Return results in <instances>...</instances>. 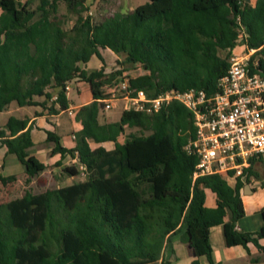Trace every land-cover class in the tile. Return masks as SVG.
I'll list each match as a JSON object with an SVG mask.
<instances>
[{"label": "trees", "instance_id": "1", "mask_svg": "<svg viewBox=\"0 0 264 264\" xmlns=\"http://www.w3.org/2000/svg\"><path fill=\"white\" fill-rule=\"evenodd\" d=\"M31 3L0 0V112L12 102L45 108L50 100L58 105L49 107L50 113L65 111V86L75 79L91 83L92 101L76 111L82 127L75 146L66 148L56 134L46 132L52 154L76 160L62 171L82 173L84 179L38 193L25 190L0 203V264H150L181 229L192 264H200L199 257L219 264L209 242V228L217 224L228 246L253 243L264 253L259 242L264 206L259 230L236 226L244 215V181L237 177L228 187L216 174L193 178L198 158L184 148L194 137L188 109L173 101L152 115L124 109L117 121L101 122L103 100L110 98L100 89L106 74L103 66L84 68L93 56L102 60L100 49H109L123 56V63L147 70L127 78L149 96L193 87L210 94L240 37L255 49L249 67L264 78V0H146L98 21L82 15L87 0ZM60 3L77 16L69 30L56 15ZM126 128L130 131L119 142ZM30 130L27 117L9 116L0 127V142L21 163L27 182L47 167L32 153ZM90 141L114 146L92 147ZM256 162L264 165V156L250 159L245 182L258 177ZM14 179L0 174L2 184ZM260 185L264 188V182ZM205 189L218 205H205Z\"/></svg>", "mask_w": 264, "mask_h": 264}, {"label": "built area", "instance_id": "2", "mask_svg": "<svg viewBox=\"0 0 264 264\" xmlns=\"http://www.w3.org/2000/svg\"><path fill=\"white\" fill-rule=\"evenodd\" d=\"M254 52L239 37L213 93L193 87L167 89L149 96L124 77L114 86L110 98L103 100V110L111 108L113 101L123 100L125 109L152 115L177 101L190 112L194 127V137L184 147L198 158L193 178L211 174L227 181L245 178L250 159L264 156V78L249 67ZM65 90L67 93L68 84ZM65 111L75 116L74 109Z\"/></svg>", "mask_w": 264, "mask_h": 264}, {"label": "crops", "instance_id": "3", "mask_svg": "<svg viewBox=\"0 0 264 264\" xmlns=\"http://www.w3.org/2000/svg\"><path fill=\"white\" fill-rule=\"evenodd\" d=\"M99 54L102 60L97 57L99 61L97 63L98 67L96 69H99L101 66H103L105 70L108 69V65L112 61L118 59L121 56L115 54L109 49H100ZM84 68L88 71H91L85 66ZM72 84H74L76 88V94L73 97L70 95ZM68 86L69 90L67 91L66 95L69 104L67 109H74L75 116L69 115L63 110H59L56 113H50L49 107L52 106L53 108L58 109V105L53 104L52 100L47 101L45 108L32 105L18 106L16 103L12 102L6 110L0 112V114L3 112L6 114V117L0 121V127L4 126L9 116L28 118V125L31 126L30 134L34 143L32 147V153L47 167L38 175L30 178L29 182H27L28 176L24 172L23 166L20 164L17 158L13 157V153H8L6 147L0 142V174L3 176L14 175L17 181H22L23 184L27 185L25 187L29 189L26 190H30L33 193L36 192L32 191L33 189L31 188H33V184L36 183L37 179H41L43 175L51 173L52 171H61L63 174L67 175L62 171L63 166H68L76 162V160L71 158L69 154H65L63 156H61L60 153L52 154L50 151L53 147V143L46 141V132L50 131L58 136L59 142L62 146L66 148H72L75 146V139L72 138V134H75L82 127L81 122L76 119V111L79 106L92 101L93 85L86 81L75 79L70 81ZM108 86L109 85L101 83L100 89L104 93L111 95L112 89ZM117 102H122L121 109L118 112H113L112 117H109L108 112L116 106ZM124 109L125 102L123 100H115L113 101L111 108L103 110L105 116L103 117L101 114L100 121H117ZM121 136L122 135L118 137L119 142H123L120 138ZM90 145L92 147L102 145L106 149H111L113 148L114 143L112 141H106L97 144L90 141ZM57 163H60V165H57ZM257 176V178L249 177L248 182H245V178H241V180L244 181V185L240 189L244 215L236 222L238 230L241 231L254 232L259 230L262 225V216L260 211L264 206V188L261 187L260 184L261 182H264V173H257ZM227 182L228 187H233L235 180H228ZM245 185H248V187ZM204 203L208 207H214L219 204V200L209 189H205ZM224 219H229L228 213L225 215ZM182 234L183 229H181L177 234L170 236L168 242H166L163 246L160 259L155 263L150 264H192V250L188 244L183 241ZM209 242L212 247V258L219 264H264V253L260 251L253 243H248L247 248L243 247L242 245L228 246L225 241L222 224L213 225L209 228ZM259 242L264 246V238H261ZM199 263L205 264L206 258L199 257Z\"/></svg>", "mask_w": 264, "mask_h": 264}, {"label": "rangeland", "instance_id": "4", "mask_svg": "<svg viewBox=\"0 0 264 264\" xmlns=\"http://www.w3.org/2000/svg\"><path fill=\"white\" fill-rule=\"evenodd\" d=\"M19 2H24L26 0H17ZM146 0H87L86 3V10L82 12L83 16H90L92 20L98 21L104 17L110 16L116 12L120 13H126L134 9L135 6L138 4H141L145 2ZM255 0H251V2H254ZM38 0H32L31 6L35 7ZM57 17H59L63 22V27L66 30H69L71 26L73 25L74 21L76 20L77 16L67 13L65 5L63 3L59 4V8L57 11ZM69 35H72V32H68ZM98 59L96 56L92 57L84 66L87 67L89 70H94L98 67ZM117 71H121L120 74H117ZM147 70L139 64L130 65L123 63V57L120 56L118 59L112 61L108 65V69L105 70L104 73L106 74L105 77L100 79V82L102 84L109 85L108 87L113 89L114 86L118 83V81L121 78L124 77H134L139 74L146 73ZM76 94V88L74 84L71 85V91L70 95L73 97ZM122 102H117L116 106L112 108L108 115L109 117H112L113 112L119 111L121 109ZM102 116H105V113L102 112ZM6 117V114L3 112L0 114V121H2ZM130 131V129L126 128L124 135H122L120 138L123 141L125 135ZM14 158L15 155H13ZM21 164V163H20ZM74 164H77L74 162ZM80 170H82L81 167H79ZM253 170H255L257 173H264V165H262L260 162H256L253 165ZM84 175L80 173L77 176L70 177L69 175L63 174L61 171H55L48 174H45L41 177V179H37L36 183L33 184L32 191L34 192H40L47 188H55L62 185H66L69 183H72L74 181L83 180ZM225 186L228 185V182H224ZM26 184H23L22 181H17V179H14L10 182H7L6 184H2L0 182V203H4L10 199H13L15 197L21 196L26 189H29Z\"/></svg>", "mask_w": 264, "mask_h": 264}, {"label": "water", "instance_id": "5", "mask_svg": "<svg viewBox=\"0 0 264 264\" xmlns=\"http://www.w3.org/2000/svg\"><path fill=\"white\" fill-rule=\"evenodd\" d=\"M245 186H247V187H248V185H245Z\"/></svg>", "mask_w": 264, "mask_h": 264}]
</instances>
